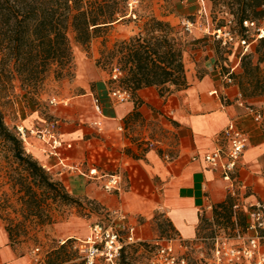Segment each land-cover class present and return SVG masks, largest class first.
Instances as JSON below:
<instances>
[{
    "label": "crops",
    "instance_id": "1",
    "mask_svg": "<svg viewBox=\"0 0 264 264\" xmlns=\"http://www.w3.org/2000/svg\"><path fill=\"white\" fill-rule=\"evenodd\" d=\"M184 64L186 88L171 87L169 94L161 95L159 88L147 87L123 103L112 98L117 83L110 78L101 76L94 84L81 78L74 89L82 91L52 111L60 140L56 155L50 154L48 142L34 136L25 146L60 177L71 195L94 200L109 212L122 210L128 223L136 226L141 242L157 237L155 223L160 217L174 236L197 240L204 239L203 217L211 216L214 207L229 197L237 198L246 213L264 204V123L256 122L249 111L264 114V95L246 101L239 98V88L225 82L215 49L209 45L195 49L191 44L184 52ZM230 123L249 138L235 172L234 190L204 160ZM148 142L153 147L147 148ZM91 169L97 170L99 178L89 175ZM115 174L123 179L122 190L108 193L103 184ZM87 223L73 216L49 229L54 237L86 239ZM0 240H6L4 231ZM4 260L25 264L11 248L1 251V263Z\"/></svg>",
    "mask_w": 264,
    "mask_h": 264
},
{
    "label": "rangeland",
    "instance_id": "2",
    "mask_svg": "<svg viewBox=\"0 0 264 264\" xmlns=\"http://www.w3.org/2000/svg\"><path fill=\"white\" fill-rule=\"evenodd\" d=\"M127 5V19L120 20L102 31L100 36L91 40L89 46L76 42L73 29L69 26L67 35L73 53V69L65 78L57 79L55 74L51 73L43 84L34 90L18 79L9 82L2 93L0 107L5 123L11 131L16 132L17 126L21 125L28 130L45 127L54 120L52 111L55 105L51 102L55 100L60 103L73 93L82 91L79 88L74 89L81 78L84 81L89 79L91 84H94L101 76L110 78V82H113L112 67L103 64L102 52L112 49L118 40L128 39L139 32H145L144 24L152 17L169 22L175 27L177 37H180L185 44V51L193 43H195V49L200 45H209L214 48L221 72L231 78V82H225L228 86H237L243 100L252 99L245 97V94L260 92V89L256 87L257 78H262L260 74H255L253 80L243 78L240 64L244 55L254 53L260 38L264 36V20L257 25L249 24L248 30L240 35L230 9L223 5L222 0H128ZM184 21L193 25L191 33L184 29ZM222 22L224 26L219 29ZM218 30L230 34L232 40L227 39V43L223 44V40L217 38ZM242 36L245 37L248 45H242ZM254 61H256L255 58ZM261 67L264 68V64ZM240 83L243 84L244 93L239 86ZM31 156L54 180L61 181L54 171L47 169L38 159ZM30 184L34 186L33 178L25 169V165L16 160L10 145L0 139V238L3 231L6 235L4 243L0 240V264H7L5 260L1 263V251L5 248H11L13 255L23 259L25 264H48L49 261H55L59 254L62 256L61 259L63 256L69 259L63 263L55 261L57 264H80L82 258L75 245L84 237L68 239L72 241L71 246L61 252L59 247L68 240L54 237L49 227L77 216L88 221L89 230V225L97 220L105 222L110 220L107 209L99 203L94 206L89 205L87 198L75 195L72 196L79 199L82 205L57 204L47 198V192L42 193L39 190L37 197L31 200L27 192ZM233 203L237 207L232 209L231 217L230 213L221 208L218 209V214L212 213L209 217H203L201 236L204 241L199 250L191 252V264H195L202 253L205 256L210 255L212 239L215 236H231L235 224L245 227L248 214L242 210L237 198H234ZM7 226L13 228L16 242L10 241ZM155 227L159 232L157 237L129 245L122 254L121 264H149L154 241L157 238L174 236L164 218L160 217Z\"/></svg>",
    "mask_w": 264,
    "mask_h": 264
},
{
    "label": "trees",
    "instance_id": "3",
    "mask_svg": "<svg viewBox=\"0 0 264 264\" xmlns=\"http://www.w3.org/2000/svg\"><path fill=\"white\" fill-rule=\"evenodd\" d=\"M222 1L223 5L230 9L240 35L248 30L245 22L257 25L264 20V0ZM127 4L128 0H0V101L7 85L14 79L34 90L38 89L51 73H54L57 79L68 76L73 69V53L67 35L69 26L73 29L76 42L89 46L91 40L100 36L102 31L120 20L127 19ZM144 26L145 32L118 40L112 49L102 52L103 64L111 66L112 69L117 67L122 73L114 83L130 91L131 96L147 87L159 88L161 95L169 94L171 87L186 88L188 84L183 59L185 44L177 37L175 27L154 17L145 22ZM223 26L222 22L219 29ZM242 37V40H246ZM262 64L264 36L260 38L254 53L244 55L241 59L240 71L243 78L253 80L257 73L262 77L256 81L260 92L245 94L247 98L264 95ZM239 86L243 90V84L240 83ZM0 139L10 145L16 160L25 165V169L33 178L34 186L30 184L27 188L31 200L37 197L39 190L42 193L47 192V198L57 204L82 205L61 181L54 180L27 152L17 132L11 131L6 125L1 107ZM87 203L98 205L90 199ZM233 206V199L229 197L214 207L213 214H218V209L221 208L230 213L231 217ZM236 227L243 228L235 224ZM7 231L10 241L16 242L13 228L7 226ZM71 244L72 241L68 240L59 250L63 252ZM127 247L122 249L121 257ZM61 257L59 254L55 261L63 263L69 259ZM55 261H49L48 264H57ZM80 264L85 262L82 260Z\"/></svg>",
    "mask_w": 264,
    "mask_h": 264
},
{
    "label": "built area",
    "instance_id": "4",
    "mask_svg": "<svg viewBox=\"0 0 264 264\" xmlns=\"http://www.w3.org/2000/svg\"><path fill=\"white\" fill-rule=\"evenodd\" d=\"M248 26V22H245ZM253 25V24H251ZM184 29L191 33L193 25L183 22ZM217 38L227 43L232 40L230 34L217 31ZM242 45H248L246 40H241ZM122 76L119 68L114 67L111 80L117 82ZM224 80L231 82L229 75H224ZM111 96L116 102L123 103L131 98L130 91L119 86L111 90ZM242 98V95H239ZM53 105L58 104L55 100ZM96 110L100 111L99 99H95ZM244 106L243 100L240 103ZM255 116V121L264 123V114L260 110L249 108ZM17 135L26 146L30 136L48 142L51 147L50 154L56 155L55 150L60 145L58 138V122L52 120L43 128L28 130L25 126H17ZM218 146L213 151L204 155V160L214 171H218L229 190L236 186L235 172L240 164L243 153L248 145V135L239 130L234 123H230L218 136ZM152 142L147 143V148L153 147ZM26 148V147H25ZM167 158V157H166ZM89 175L99 178L97 170L91 169ZM123 179L115 174L107 178L103 189L108 193L120 192ZM237 206H233L236 209ZM248 221L244 228L236 227L231 236H215L212 239L210 255L202 256L195 264H264V204L256 205L248 210ZM108 220H97L89 225V234L86 239L80 240L75 245L85 264H120L121 251L124 247L141 242L136 237V226L127 223L126 214L120 210L108 211ZM126 233V235H124ZM204 239L185 240L177 236L157 238L151 251L149 264H191L190 254L199 248Z\"/></svg>",
    "mask_w": 264,
    "mask_h": 264
}]
</instances>
